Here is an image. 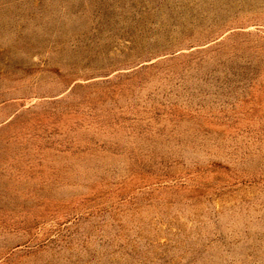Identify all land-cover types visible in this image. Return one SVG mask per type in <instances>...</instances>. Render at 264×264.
<instances>
[{"label":"rangeland","instance_id":"obj_1","mask_svg":"<svg viewBox=\"0 0 264 264\" xmlns=\"http://www.w3.org/2000/svg\"><path fill=\"white\" fill-rule=\"evenodd\" d=\"M7 213L0 264H264V0H0Z\"/></svg>","mask_w":264,"mask_h":264},{"label":"bare ground","instance_id":"obj_2","mask_svg":"<svg viewBox=\"0 0 264 264\" xmlns=\"http://www.w3.org/2000/svg\"><path fill=\"white\" fill-rule=\"evenodd\" d=\"M152 2V1H151ZM261 9V8H260ZM217 11V10H216ZM251 12V11H250ZM194 13V12H193ZM166 16V15H165ZM148 18V17H147ZM163 20V19H162ZM208 20V19H207ZM179 33V32H178ZM21 216V215H19ZM3 221H6L7 224H9L11 227H20V224L18 222V220H20L21 218L18 217L15 214L12 213H7L5 216H3L2 218H0ZM6 226V225H5ZM6 229V228H5ZM4 232V231H3Z\"/></svg>","mask_w":264,"mask_h":264}]
</instances>
